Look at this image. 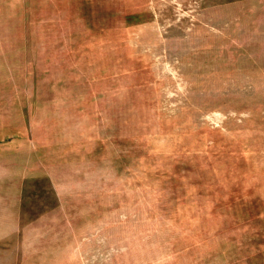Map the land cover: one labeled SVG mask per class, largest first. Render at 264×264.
I'll return each mask as SVG.
<instances>
[{"label":"rangeland","instance_id":"374dc122","mask_svg":"<svg viewBox=\"0 0 264 264\" xmlns=\"http://www.w3.org/2000/svg\"><path fill=\"white\" fill-rule=\"evenodd\" d=\"M0 264H264V0H0Z\"/></svg>","mask_w":264,"mask_h":264}]
</instances>
